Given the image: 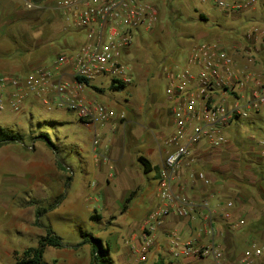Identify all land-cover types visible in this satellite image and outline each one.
I'll return each instance as SVG.
<instances>
[{"label": "crops", "instance_id": "1", "mask_svg": "<svg viewBox=\"0 0 264 264\" xmlns=\"http://www.w3.org/2000/svg\"><path fill=\"white\" fill-rule=\"evenodd\" d=\"M33 1L38 4V8H26L21 2L0 0V77L27 76L38 68H52L57 57L66 55L69 58L86 43L85 32L70 27L66 18L54 9L57 0ZM227 49L232 50L238 67L248 66L264 77V70L256 69L246 62L245 50H242V47L234 44ZM60 76L66 81L74 83L71 61L56 70L55 79ZM97 79L105 80L107 78L99 77ZM106 89L103 84L95 85L92 81L88 86L82 85L77 89V92L85 99L103 103L100 98L104 97L102 93L106 92ZM12 93L13 90L9 88L4 96L5 102ZM55 98L54 92H49L45 101L34 94L26 93L19 112H11L9 105L6 104L3 114L8 111L13 123L19 125L21 121L17 120L18 117L26 112L31 115L30 111L34 107L47 112L71 113L63 108H58L54 103ZM165 104H169L166 97ZM104 105L110 108L112 103ZM114 106L118 109L117 112L115 111L116 114H124L123 107L120 108L116 104ZM145 106H135L128 113L127 122L131 131L130 148H127L126 120L120 121L118 117H114L103 125L89 128L93 133L92 140L93 142L97 140V145L94 147L92 143V152L94 153L95 150L94 157L84 158V188H88L90 185L88 179H93L95 190H98L97 192L103 197L105 205L103 210L113 214L119 208L120 214H124L130 220L127 240L124 242V246L119 248V258L122 260L134 258L131 253V245L137 244V238L144 228L150 231L153 245L146 260L141 262L142 264L146 262H151V264H237L238 259L252 245L264 249V158L258 153L253 140L243 138L244 142L239 145L238 136H234V134L226 133L228 142L221 149L212 150L201 146L194 153L193 167L206 173L210 180L209 185H204L191 178L185 165L180 167L172 190L176 196L183 195L187 200L196 204L197 207L192 216L186 217L169 213L158 224L153 221L146 224V220L159 206V170L170 150L164 141L172 133L165 137L163 134L148 132L141 125ZM166 109L169 124L172 126L169 105ZM112 110L114 111V109ZM159 115L160 113L156 112L154 119H157ZM256 115L259 113L254 114V116ZM260 121V118L256 117L255 123L253 122L254 126L258 125L255 128L258 133L264 132L258 124ZM2 124L5 126H1L0 129L9 131L6 121H2ZM15 144L24 147L25 152L29 150L28 154L20 153V150L9 149L10 144L0 147V172L2 174L0 179V218L6 208L10 209L8 206L15 210V217L7 223H3L7 227L3 226L6 237L0 241V253L11 257L18 248L9 241V238L14 234L24 237V209L15 203L22 199L25 191L29 188H34V193L41 186L55 188L57 192H62L66 179L59 174L55 165H49L47 167L49 176L44 177L42 181L40 162L34 161L35 143L34 145H24L23 139L22 143ZM97 146L100 149L99 154L102 156L100 159L96 151ZM138 157L147 161L148 173L144 172L143 165L137 161ZM86 159L88 162L85 161ZM26 171L31 174H25ZM42 182L44 185H41ZM20 191L24 192L20 194ZM114 191L118 198L124 199L121 209ZM132 192L135 193L127 209L121 212ZM228 202L232 203L231 207L227 206ZM110 204L112 207L108 209L109 207L106 206ZM94 213L97 212L94 210ZM224 213H228L229 218H224ZM99 218V221H102L101 215ZM31 221L34 222L35 217H31ZM170 231L177 232L185 241H194L201 246L215 243L217 250L222 252V258L215 259L213 256L201 259L174 258L170 253L166 238V234ZM37 235L42 237L40 233ZM90 251L91 248L88 252L89 263ZM77 253L78 250L67 249L66 253L63 252L58 256L61 260L69 258L63 264H82L77 259ZM110 259L113 263L111 256ZM58 263L57 260L55 264ZM257 264H264V258H260Z\"/></svg>", "mask_w": 264, "mask_h": 264}, {"label": "built area", "instance_id": "2", "mask_svg": "<svg viewBox=\"0 0 264 264\" xmlns=\"http://www.w3.org/2000/svg\"><path fill=\"white\" fill-rule=\"evenodd\" d=\"M11 1L21 2L26 8H38L33 0ZM201 1L210 3L225 16L264 14V0ZM54 9L66 18L70 27L85 32L86 43L69 58L66 55L57 57L52 68H38L27 76L0 77V116L6 104L11 112H19L26 93L45 101L49 92H54L56 106L74 114L88 128L103 125L114 117L124 121L123 113L116 114L103 103L80 95L77 89L83 84L76 79L92 82L104 77L125 86L133 83V71L122 59L133 45L134 35L140 30H151L157 22L153 3L150 0H57ZM261 26L247 27L245 32L249 44L261 46L260 49L251 48L254 53L244 52L250 65L254 62L252 56L257 54H262L264 60V28ZM179 59L163 65L162 69L174 130L164 141L170 150L159 170V206L146 220L147 225L150 221L160 223L169 213L192 216L196 204L183 195L176 196L172 190L180 167L185 165L191 178L209 185L206 173L193 167L195 151L201 146L221 149L228 142L226 133L234 121L248 119L264 107V77L248 66L238 67L232 50L220 42H195ZM68 61L73 65V84L61 76L55 79L56 70ZM9 88L13 93L5 102ZM251 139L264 158V139L256 140L253 136ZM93 145H97V140ZM227 206L231 207L232 203L228 202ZM229 216L224 213V218ZM166 238L170 253L176 259L222 258V252L213 242L201 246L183 240L175 231L168 232ZM152 245L153 237L144 228L137 244L131 245L136 263L146 260ZM260 258H264V249L252 245L237 264H257Z\"/></svg>", "mask_w": 264, "mask_h": 264}, {"label": "rangeland", "instance_id": "3", "mask_svg": "<svg viewBox=\"0 0 264 264\" xmlns=\"http://www.w3.org/2000/svg\"><path fill=\"white\" fill-rule=\"evenodd\" d=\"M150 1L156 8L157 22L151 30L147 32L140 30L134 35L133 45L122 59V62L133 71V83L125 86L122 90L114 91L109 87L111 84L109 79L93 81L95 85L103 84L107 88L106 92L102 93L104 97L100 98L104 104L112 103L110 108L116 112L118 109L114 106L115 104L124 108L125 133L128 137L127 148L131 146V131L127 122L128 113L135 106L146 105L141 125L151 134H163L167 137L174 130L173 126L169 124L166 109L169 104H165L166 82L162 73L163 65L182 58L187 48L195 42H220L223 47L227 48L236 44L245 51H252L253 47L261 48V46L249 44L245 32L250 26L259 27L262 25L264 28V14L230 17L219 13L210 3L201 0ZM200 16H203L204 19ZM252 58L254 59L252 66L256 69L260 68L261 71L264 70L262 54H257ZM134 102H143L144 104H130ZM30 112L31 115L27 112L21 116L18 114L20 117L17 120L21 121V124L17 125L10 119L11 115L7 111L0 116V127H4L2 121H6V125H8L6 127L10 132L23 137L24 145H34L35 143L34 161L40 162L42 181L44 177L49 176V170H47L49 165H55L59 174L66 179L62 192H57L55 188L41 186L34 193L35 189L29 188L25 191L22 199L15 203L24 209V237L14 234L9 238V241L18 249L14 251L15 253L13 252L12 257L0 253V264H13L15 255L21 254L28 246H36L40 237L37 234L40 233L44 236L45 227L48 226L63 239L64 243L69 245L78 244L82 240V233L85 232L99 238L104 245H108L113 264H142L136 263V258L130 260L119 258V248H122L127 240L129 217L120 214L119 208L113 214L103 210L105 207L103 197L97 192L98 190H95L93 179L89 178L90 185L88 188H84V158L94 157L92 130L84 126L71 113L47 112L38 107H34ZM156 112H159L160 115L154 119ZM251 116L245 120L234 121L229 128L230 132L227 131L229 135L238 136L239 145L244 142L243 138L253 140L251 139L253 136L256 140L264 139V132L258 133V130L255 129L258 125L254 126L256 117L260 118L261 121L258 124L264 131V107L260 109L259 115ZM42 136H46L52 146H49L47 140ZM9 146V149L20 150V153L28 154L29 150L25 152L24 147L18 144L12 143ZM96 151L99 159L102 158L98 146ZM85 161L88 162V159ZM25 174L31 173L26 171ZM1 176L0 172V179ZM41 185L44 183L42 182ZM62 193L65 194V200L54 211L43 215L39 220L41 226H36L35 221H31V217L36 218L38 209L46 208L55 200L56 196ZM115 195L117 196L116 192ZM117 200L121 209L124 199L121 200L117 196ZM8 207L10 209L6 208L0 218V241L6 237L3 223H7L15 217V210L11 206ZM106 207L110 209L112 205ZM94 210L98 216L101 215L102 221L92 222L88 219ZM89 248V246H82L77 249V259L82 264H84V259L86 260L85 264L89 263ZM67 249L71 248L45 247L43 261L48 264H55L57 260L58 264L66 263L69 258L61 260L58 254L66 253ZM55 259L57 260L54 261ZM145 264H151V262Z\"/></svg>", "mask_w": 264, "mask_h": 264}, {"label": "trees", "instance_id": "4", "mask_svg": "<svg viewBox=\"0 0 264 264\" xmlns=\"http://www.w3.org/2000/svg\"><path fill=\"white\" fill-rule=\"evenodd\" d=\"M202 19L203 16H200ZM78 83H82L85 86L89 85V82L86 80H82L77 78ZM110 88L114 91H119L125 88V85L117 82L115 80L111 81ZM45 140H47V144L52 146L50 140L46 136H42ZM22 136L19 134H14L10 131L0 129V147L7 144L12 143H22ZM137 161L143 165V170L145 173H148V163L142 158L138 157ZM69 180V179H68ZM135 192H132L129 198H127L125 204L122 207L121 212H124L131 199L133 198ZM65 199V194L59 195L50 205L46 208L38 209L36 211L35 225L41 226L39 220L40 218L48 212L55 210ZM99 216L94 213L89 216L90 221H98ZM45 235L40 237L36 247H28L24 249L21 254L15 255L13 264H48L43 261V254L45 247H53V248H71L73 250H77L84 245H89L91 248L90 251V263L89 264H113L110 259L109 248L107 245H104L103 242L89 233H82L81 241L75 245H69L63 242V239L56 235L50 226L45 227ZM161 264V263H157Z\"/></svg>", "mask_w": 264, "mask_h": 264}]
</instances>
